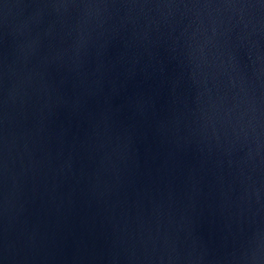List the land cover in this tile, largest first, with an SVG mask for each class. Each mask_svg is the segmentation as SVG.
<instances>
[{"label":"water","instance_id":"water-1","mask_svg":"<svg viewBox=\"0 0 264 264\" xmlns=\"http://www.w3.org/2000/svg\"><path fill=\"white\" fill-rule=\"evenodd\" d=\"M0 264H264V0H0Z\"/></svg>","mask_w":264,"mask_h":264}]
</instances>
